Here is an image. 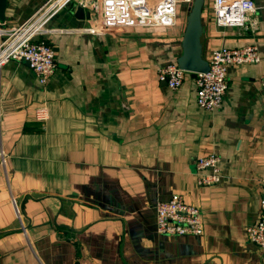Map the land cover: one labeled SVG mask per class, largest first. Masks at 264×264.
<instances>
[{"label":"crops","instance_id":"1","mask_svg":"<svg viewBox=\"0 0 264 264\" xmlns=\"http://www.w3.org/2000/svg\"><path fill=\"white\" fill-rule=\"evenodd\" d=\"M44 1L7 0L2 26ZM253 2L254 31L217 26L204 0L203 58L247 43L260 55L228 67L213 111L190 73L175 89L157 75L182 53L186 7L170 27L103 28L71 2L46 25L57 66L45 85L24 60L0 68V264H264L246 235L264 176V0ZM211 152L221 178L202 186L196 162ZM173 194L199 208L201 234L156 231L154 206Z\"/></svg>","mask_w":264,"mask_h":264},{"label":"built area","instance_id":"2","mask_svg":"<svg viewBox=\"0 0 264 264\" xmlns=\"http://www.w3.org/2000/svg\"><path fill=\"white\" fill-rule=\"evenodd\" d=\"M71 2L93 14L96 24L103 28L155 27L175 24L178 4H190L192 0H45L35 12L19 24L5 28L0 21V68L9 60H24L45 85L56 70L55 52L46 40L48 21ZM256 11L253 0H212L214 23L219 27H239L243 30L257 29L258 21L251 17ZM61 31V29H59ZM58 30V31H59ZM88 31H93L92 28ZM260 55L254 43L238 47L221 46L212 51L209 68L195 75L196 103L208 111L218 108L227 88V70L233 64L258 63ZM185 70L176 63L157 68L159 80L175 89L182 83ZM264 92V74L260 77ZM35 120L45 121L48 110L45 106L35 109ZM5 153L0 149V161L4 164ZM219 157L211 152L200 156L196 162L197 184L209 186L221 178ZM260 203L257 221L248 226V240L264 250V176L260 179ZM156 231L164 235H199L203 230L201 212L196 205L184 202L179 194L154 206ZM15 214L20 210L14 202Z\"/></svg>","mask_w":264,"mask_h":264},{"label":"water","instance_id":"3","mask_svg":"<svg viewBox=\"0 0 264 264\" xmlns=\"http://www.w3.org/2000/svg\"><path fill=\"white\" fill-rule=\"evenodd\" d=\"M6 1L0 0V21L5 20ZM203 7L204 0H192L188 14L186 15V24L182 36V53L176 59L177 66L190 73L193 77H195L197 72H205L209 68L208 60L202 56L200 42ZM75 16L78 18H83L84 16L90 17V13L78 7Z\"/></svg>","mask_w":264,"mask_h":264},{"label":"rangeland","instance_id":"4","mask_svg":"<svg viewBox=\"0 0 264 264\" xmlns=\"http://www.w3.org/2000/svg\"><path fill=\"white\" fill-rule=\"evenodd\" d=\"M190 6H191V3L190 4H178V13L180 12V11H183L184 10V8L186 7V12L188 13V11H189V8H190Z\"/></svg>","mask_w":264,"mask_h":264}]
</instances>
